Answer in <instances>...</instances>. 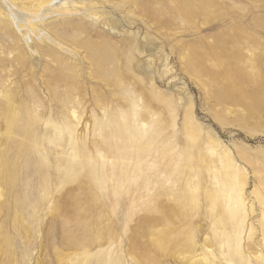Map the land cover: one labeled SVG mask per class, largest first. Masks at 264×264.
Masks as SVG:
<instances>
[{
  "label": "rangeland",
  "instance_id": "obj_1",
  "mask_svg": "<svg viewBox=\"0 0 264 264\" xmlns=\"http://www.w3.org/2000/svg\"><path fill=\"white\" fill-rule=\"evenodd\" d=\"M118 1L134 23L115 13L120 34H89L119 53L117 93L88 78L87 65L75 84L53 83L55 66L31 61L21 46L4 54L9 42L0 35V156L10 151L0 162L13 159L14 142L25 154L14 190L2 191L8 245L0 241V264H58L53 240L71 264H264V0ZM187 5L196 10L184 13ZM194 52L202 56L197 74L185 63ZM6 93L19 129L26 110L40 113L27 136L6 130ZM69 93L80 104L74 182L60 185L48 178L70 146L57 139L54 150L49 138L69 116L61 107ZM104 115L107 128H97ZM38 168L44 205L32 176ZM56 201L71 205L55 211ZM226 235L239 253L223 243Z\"/></svg>",
  "mask_w": 264,
  "mask_h": 264
},
{
  "label": "bare ground",
  "instance_id": "obj_2",
  "mask_svg": "<svg viewBox=\"0 0 264 264\" xmlns=\"http://www.w3.org/2000/svg\"><path fill=\"white\" fill-rule=\"evenodd\" d=\"M120 7L121 6L118 0H0V33H2L0 35L9 42L5 49H2L3 47H0V49H2L4 54L11 55L21 46V48L25 50L28 57H30L31 61L32 58H39V60H44L46 65L52 64L56 67V69L51 70L52 72L56 71V73H52L50 71V81H53V83L62 82L67 86L69 84L73 85L76 83V80L79 77V72L77 69L83 70L84 66L87 65L88 72L86 74L88 78L104 85L105 89L107 87L111 90L113 89L114 92L117 93L120 91L118 89L122 81L121 74L118 70V61L120 60L119 53L117 49L107 41L101 40L99 43L92 41L89 34L94 33L97 37H100L101 34H105L106 32L112 34V36L115 37L117 34H120L117 24L113 19L115 13L121 16L120 19L128 20L129 23L133 24L134 21L129 18L130 13H124L125 11H122ZM197 9L200 10V8ZM183 10L185 11L184 13H191L196 9L194 6L189 7L187 5V7H183ZM83 35L84 37H82ZM123 43L125 44V42ZM128 49L133 54H136L138 51V48H136V46L134 47V45L132 48L128 47ZM217 59L221 60L219 58ZM14 60H16L18 64L21 63L18 56H15ZM185 60L189 71L197 74L202 69V56L199 53L194 52L188 54L186 55ZM69 61L74 64H69ZM69 94L70 96L68 101L66 99L65 103L61 105V107L67 109L69 116L65 119H62L58 123V127L51 126L52 137L49 138L48 136L49 140L54 143V150L60 147V144L55 145L59 141H66L70 146L68 158L59 160L57 163L58 170L55 171L56 176L52 175L48 178V181H54L55 183H59V180H63L65 184H72L74 182V157L76 155V151L73 147L76 143L73 140L72 130L74 127L73 119H76V108L74 106L76 104H80L78 101H75L77 93L75 95L72 93ZM11 97L12 96L10 93H6L5 99L7 101V105L6 109L2 113L3 115H1L3 118V123L7 127L6 130L8 133H10L13 129L15 130V136H27L26 131L28 130L26 129L38 123L37 118L33 114L35 113L38 116L40 113H38L36 110H32V116H30V112L26 110L27 115H25V112L23 113V126L26 128L23 130L19 129L16 119H20L21 116L15 111L14 108H12L11 111ZM94 97L97 99L98 95L95 94ZM94 105L100 109V111L105 110L104 101H99L97 99L95 100ZM11 112L12 114H10ZM60 114L63 116L62 113ZM104 116L105 120H97L95 124L97 128H107V124L110 121L106 115ZM116 118L120 119L119 115H116ZM115 121L116 120H112L111 122L115 124ZM142 121L143 119L139 122ZM53 135H55L54 138ZM37 136L38 135H36V139ZM57 139L59 141H56ZM14 143V150L11 156L13 159H11V161L5 160L0 162V200L3 190L7 191L6 193H11L14 190L17 181L16 161L19 158L23 160L25 156L21 146L18 145L17 142ZM5 155L10 158V151L2 154V156H0V160H2L3 156ZM62 171H67V174L64 172L61 174ZM40 172L41 170L38 168L36 169V172H33L32 176L36 178V183L39 185V188H42L40 204L44 205L43 195L45 193L43 192V188L46 187V181H44L43 176H41L42 173ZM25 173L26 171H23V175ZM26 174L30 176V173ZM96 176H99V174H96ZM96 179L97 185L101 187V180L99 178ZM119 181L120 180L118 179L117 182ZM59 184L61 185V183ZM27 185V183H25V185L21 184L19 186L20 190L24 191L27 188ZM29 186H31V184ZM68 193L70 197L72 190H69ZM236 198L237 200H240L239 193L236 194ZM226 200L227 202L235 201L232 196H229L228 199H225V201ZM10 201L13 206L18 205L16 199H12ZM1 202L2 201H0V205ZM6 203H9V201ZM64 204L66 206L71 205L66 201H64V203L63 201H56L54 210L59 211L60 207H62ZM33 212L35 213V211ZM236 214H238L237 210L232 211L230 215L231 218H234ZM63 239L69 241V238ZM223 240V243L226 244L229 251L232 253H239L237 246L233 245V240H231L229 236L226 235ZM0 241H2L4 244L8 243L5 234H0ZM57 241L58 240L55 242L53 240V250L56 261L58 264H71V253L62 256L58 251L59 242ZM59 241L61 243V240ZM69 243L72 245L73 240L71 239ZM9 245L11 244L9 243ZM23 259H25V257H23Z\"/></svg>",
  "mask_w": 264,
  "mask_h": 264
}]
</instances>
